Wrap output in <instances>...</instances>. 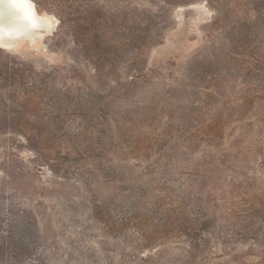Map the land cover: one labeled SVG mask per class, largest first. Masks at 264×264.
Masks as SVG:
<instances>
[{
	"label": "rangeland",
	"instance_id": "obj_1",
	"mask_svg": "<svg viewBox=\"0 0 264 264\" xmlns=\"http://www.w3.org/2000/svg\"><path fill=\"white\" fill-rule=\"evenodd\" d=\"M32 1L53 34L0 48V264H264V0Z\"/></svg>",
	"mask_w": 264,
	"mask_h": 264
},
{
	"label": "bare ground",
	"instance_id": "obj_2",
	"mask_svg": "<svg viewBox=\"0 0 264 264\" xmlns=\"http://www.w3.org/2000/svg\"><path fill=\"white\" fill-rule=\"evenodd\" d=\"M19 5V7H15ZM52 20L39 13L32 0L22 3L21 0H0V48L19 43L20 39L33 42L41 36L40 32L51 30ZM33 44V43H32Z\"/></svg>",
	"mask_w": 264,
	"mask_h": 264
},
{
	"label": "water",
	"instance_id": "obj_3",
	"mask_svg": "<svg viewBox=\"0 0 264 264\" xmlns=\"http://www.w3.org/2000/svg\"><path fill=\"white\" fill-rule=\"evenodd\" d=\"M53 32H54V29H52V30L41 31V32H40L41 36H39V38H36L35 41L30 42V44L40 41V40H41L44 36H46V35H52ZM19 44H20V43H15V44H13V45H5V47L8 48V49H13V48H16L17 46H19ZM0 45H1V46H4V45H2V44H0ZM44 48H45V46H44Z\"/></svg>",
	"mask_w": 264,
	"mask_h": 264
},
{
	"label": "trees",
	"instance_id": "obj_4",
	"mask_svg": "<svg viewBox=\"0 0 264 264\" xmlns=\"http://www.w3.org/2000/svg\"><path fill=\"white\" fill-rule=\"evenodd\" d=\"M60 25H62V26H65V27H68L69 28V26H70V23L69 22H67V21H65L64 19H63V17L62 16H60ZM72 28L74 27V26H71Z\"/></svg>",
	"mask_w": 264,
	"mask_h": 264
},
{
	"label": "snow or ice",
	"instance_id": "obj_5",
	"mask_svg": "<svg viewBox=\"0 0 264 264\" xmlns=\"http://www.w3.org/2000/svg\"><path fill=\"white\" fill-rule=\"evenodd\" d=\"M22 3H30V0H21Z\"/></svg>",
	"mask_w": 264,
	"mask_h": 264
},
{
	"label": "flooded vegetation",
	"instance_id": "obj_6",
	"mask_svg": "<svg viewBox=\"0 0 264 264\" xmlns=\"http://www.w3.org/2000/svg\"><path fill=\"white\" fill-rule=\"evenodd\" d=\"M25 40H27V39L23 38V40L20 39L19 41L22 42V41H25ZM20 42H19V43H20Z\"/></svg>",
	"mask_w": 264,
	"mask_h": 264
},
{
	"label": "clouds",
	"instance_id": "obj_7",
	"mask_svg": "<svg viewBox=\"0 0 264 264\" xmlns=\"http://www.w3.org/2000/svg\"><path fill=\"white\" fill-rule=\"evenodd\" d=\"M15 7H19V5H15Z\"/></svg>",
	"mask_w": 264,
	"mask_h": 264
}]
</instances>
